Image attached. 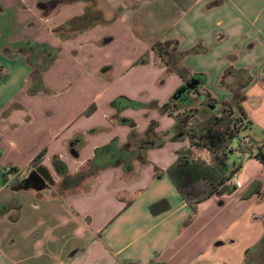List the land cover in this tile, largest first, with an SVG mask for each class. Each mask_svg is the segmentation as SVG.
<instances>
[{
	"label": "crops",
	"instance_id": "crops-1",
	"mask_svg": "<svg viewBox=\"0 0 264 264\" xmlns=\"http://www.w3.org/2000/svg\"><path fill=\"white\" fill-rule=\"evenodd\" d=\"M169 41L195 89L154 63L151 45ZM27 42L55 53L41 92H29ZM0 70V264H264V0H65L43 15L0 0ZM195 90L241 107L253 148L238 166L227 154L242 187L193 212L166 173L190 148L186 124L160 106ZM150 123L161 145L144 150ZM41 152L52 183L3 182L9 167L23 181Z\"/></svg>",
	"mask_w": 264,
	"mask_h": 264
},
{
	"label": "trees",
	"instance_id": "trees-1",
	"mask_svg": "<svg viewBox=\"0 0 264 264\" xmlns=\"http://www.w3.org/2000/svg\"><path fill=\"white\" fill-rule=\"evenodd\" d=\"M45 50L38 53L27 52L28 60L31 62L32 73L30 76L29 92L36 93L44 91V85L42 82V76L52 65L55 53L49 50L47 46H40ZM151 52L154 55L153 61L159 66L166 67L168 70L174 72L183 83H188L192 79L190 72L179 66L178 63L183 57L177 49V42H155L150 47ZM148 58L144 56L138 63H146ZM3 73L0 70V82L3 79ZM195 90L193 93L196 94ZM198 94V93H197ZM119 101L125 102L126 107L137 108L141 105L135 102H131L124 98H118L110 103L111 107H115ZM212 102L208 98V102ZM190 101L181 100L176 102L172 99L160 106V111L167 113L174 118L176 122L186 123L188 120H194L192 124L188 122L184 128V134L188 138L190 148L181 154L176 163L167 170V175L171 180L174 188L180 195V197L195 211V207L207 201L214 195H223L229 193L230 190L226 186V181L232 178V170L228 171V158L227 154L232 150L229 148L231 142L238 138L241 132L245 129L247 122L241 107L235 105V110L231 109V105L227 108H223L218 113L210 114L203 121H197V109L191 110L186 108L189 106ZM205 103V102H204ZM207 103V100H206ZM150 107H157L156 102H152ZM186 106V107H185ZM182 109V111H181ZM94 106L88 108L84 115H89L93 112ZM185 120V121H184ZM132 127L130 133V139L134 138L135 132L131 122H128ZM156 124L150 123L146 131V139L139 142V147L146 149L144 144L149 142L151 146H159L160 143H154L151 136L155 135ZM148 139V140H147ZM129 143V141H128ZM253 143V141H252ZM154 144V145H153ZM109 147H103L96 150L95 155L100 156L104 154ZM192 149H204L210 155L209 162L203 161L201 158H192ZM44 152L39 153L29 164L30 167L40 166ZM255 158L258 159L264 165V143L258 149L255 154ZM29 167L23 169L27 171ZM157 170L155 169V172ZM18 169L15 167H9L3 172L2 179L6 183V175H12L14 187L21 189H28L25 180L20 181L18 179ZM150 212L154 215L162 213L168 209V205L165 201H159L150 206Z\"/></svg>",
	"mask_w": 264,
	"mask_h": 264
},
{
	"label": "rangeland",
	"instance_id": "rangeland-1",
	"mask_svg": "<svg viewBox=\"0 0 264 264\" xmlns=\"http://www.w3.org/2000/svg\"><path fill=\"white\" fill-rule=\"evenodd\" d=\"M204 100H205V97L203 94H200V95L189 94V98L187 99V101H190V103H189L188 107H186V106L185 107L186 108L191 107V110H193L194 108L198 110L196 113L197 114V116H196L197 121H203L210 114H213L215 112L218 113L223 108H226V107H223L224 104H221V103L217 104L216 107L214 108L215 104L213 102H210V101L208 102V100H207V103H206ZM231 104L234 105V107H235V104H233V103H231ZM181 111H182V109H181ZM181 122H183V121L181 120ZM188 122H190V124H192V122H194V120H188V121H186L185 124H187ZM180 131H181V129H180ZM242 135L243 134L241 133L239 135V137L234 139L229 146V148L232 150L231 152L228 153V155H230L229 157H230V164L231 165H232V161H234L235 165H237V166L239 164H241V161H240L241 157L237 151V145L241 141V139L243 137ZM252 137L255 138V136H253V135H252ZM231 156H233V157H231ZM192 158H194V159L201 158L203 161L209 162L210 155L204 149H192Z\"/></svg>",
	"mask_w": 264,
	"mask_h": 264
},
{
	"label": "flooded vegetation",
	"instance_id": "flooded-vegetation-1",
	"mask_svg": "<svg viewBox=\"0 0 264 264\" xmlns=\"http://www.w3.org/2000/svg\"><path fill=\"white\" fill-rule=\"evenodd\" d=\"M34 1H35V7L37 9H40L42 11V15H43L44 12L56 8L60 3H62L65 0H34ZM29 51H31L32 53H38L39 47L35 44H31L30 42H27V43L23 44L18 50L19 53L26 54V55H27V52H29ZM189 94H194V93L189 92ZM185 98H186V96H184L183 99H185ZM188 98H189V96H188ZM31 172H36L40 177H43L44 179L48 178L44 181V183L40 184V182H39L38 186H46L48 182L52 183V180L50 179L47 171L43 167H39V166L37 168L34 167V169H32L30 172H28L27 176ZM37 180H38L37 177L33 178V181H37ZM25 183H26V186L29 185L30 187H31V185L34 184L32 181H30L29 183H27V182H25Z\"/></svg>",
	"mask_w": 264,
	"mask_h": 264
},
{
	"label": "built area",
	"instance_id": "built-area-1",
	"mask_svg": "<svg viewBox=\"0 0 264 264\" xmlns=\"http://www.w3.org/2000/svg\"><path fill=\"white\" fill-rule=\"evenodd\" d=\"M252 148V141L247 136L242 137L241 141L237 145V151L243 158H248L252 155ZM257 152L258 151H256V153ZM226 186L239 189L242 187V183L240 181L234 182L230 179L226 181Z\"/></svg>",
	"mask_w": 264,
	"mask_h": 264
},
{
	"label": "water",
	"instance_id": "water-1",
	"mask_svg": "<svg viewBox=\"0 0 264 264\" xmlns=\"http://www.w3.org/2000/svg\"><path fill=\"white\" fill-rule=\"evenodd\" d=\"M197 86H198L197 81H196V80H191L190 82H188V83L186 84V87H185L186 90H185V91H187V90H193V89H195ZM34 177H37L38 180H37V181H33V178H34ZM46 179H48V178H46ZM46 179H44L43 177H40L36 172H31V173L27 176V178L25 179V182L29 183L30 181H32V182L34 183L33 185H31L32 188H34V189H41L43 186H38V185H39V182H40V184H41V183H44V181H45ZM27 187H30V186L27 185Z\"/></svg>",
	"mask_w": 264,
	"mask_h": 264
}]
</instances>
